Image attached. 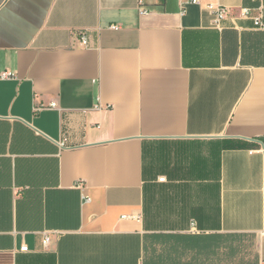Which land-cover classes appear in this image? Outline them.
I'll list each match as a JSON object with an SVG mask.
<instances>
[{"label": "crops", "instance_id": "1", "mask_svg": "<svg viewBox=\"0 0 264 264\" xmlns=\"http://www.w3.org/2000/svg\"><path fill=\"white\" fill-rule=\"evenodd\" d=\"M258 6L0 0V264H264Z\"/></svg>", "mask_w": 264, "mask_h": 264}, {"label": "built area", "instance_id": "2", "mask_svg": "<svg viewBox=\"0 0 264 264\" xmlns=\"http://www.w3.org/2000/svg\"><path fill=\"white\" fill-rule=\"evenodd\" d=\"M253 1L259 2V6L255 10L257 15H253V10L251 9H242L240 12V16L243 18H251L256 27L264 30V23L262 21V18H263L262 11H263L264 0H253ZM179 2L182 8L184 5H188V4H199V0H179ZM204 11H206L210 15L212 27L217 28V29L221 28V22L225 20L230 13V10L228 8L223 7L221 5H217V4H207L204 7ZM140 13H143V11L140 10ZM80 42L84 47L88 46V41H87L86 36L82 35L80 38ZM10 76L11 75L9 73H3L1 74L0 78L8 79L10 78ZM50 108H56V105L53 103L50 105ZM63 145L64 144L62 143V146ZM48 242H49V239L46 236H44V238L42 239V245L46 247L48 245ZM20 252H27V248L22 247L20 249Z\"/></svg>", "mask_w": 264, "mask_h": 264}]
</instances>
